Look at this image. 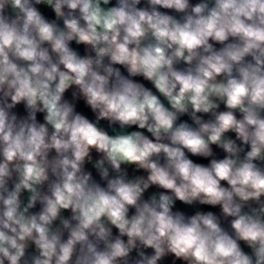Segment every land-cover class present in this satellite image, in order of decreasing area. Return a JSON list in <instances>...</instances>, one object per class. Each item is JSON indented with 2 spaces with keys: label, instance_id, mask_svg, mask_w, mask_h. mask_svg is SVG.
<instances>
[{
  "label": "clouds",
  "instance_id": "9594fccd",
  "mask_svg": "<svg viewBox=\"0 0 264 264\" xmlns=\"http://www.w3.org/2000/svg\"><path fill=\"white\" fill-rule=\"evenodd\" d=\"M0 264H264V0H0Z\"/></svg>",
  "mask_w": 264,
  "mask_h": 264
},
{
  "label": "crops",
  "instance_id": "0c3cea01",
  "mask_svg": "<svg viewBox=\"0 0 264 264\" xmlns=\"http://www.w3.org/2000/svg\"><path fill=\"white\" fill-rule=\"evenodd\" d=\"M49 15H51V13H49ZM80 109H81L82 111H85L89 116H91V113L88 112V110L84 108L83 104L80 105ZM19 111L22 113V112H23V108L21 107V108L19 109ZM104 126L107 127L106 124H105ZM204 162L206 163V161H204ZM88 167H91V165H89ZM177 207H179V208H181V209H184L185 211H187V212H189V213L194 212V211L196 210V209H194V208H190V207L184 206V205L179 204V203L177 204ZM201 207L207 209V206H201Z\"/></svg>",
  "mask_w": 264,
  "mask_h": 264
}]
</instances>
